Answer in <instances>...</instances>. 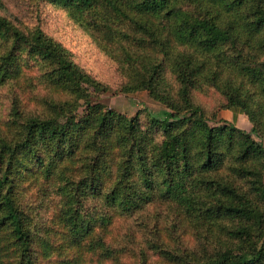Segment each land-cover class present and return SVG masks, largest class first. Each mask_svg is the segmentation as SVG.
I'll list each match as a JSON object with an SVG mask.
<instances>
[{"label":"trees","instance_id":"trees-1","mask_svg":"<svg viewBox=\"0 0 264 264\" xmlns=\"http://www.w3.org/2000/svg\"><path fill=\"white\" fill-rule=\"evenodd\" d=\"M32 2L67 11L121 92L165 110L107 108L63 44L0 15V264H264V0ZM152 208L166 223L139 240Z\"/></svg>","mask_w":264,"mask_h":264},{"label":"rangeland","instance_id":"rangeland-1","mask_svg":"<svg viewBox=\"0 0 264 264\" xmlns=\"http://www.w3.org/2000/svg\"><path fill=\"white\" fill-rule=\"evenodd\" d=\"M32 1L0 0V15L28 28L40 26L49 36L63 44L72 52L74 61L83 70L110 88L102 97V102L107 108L125 114L130 118L137 114L144 116L146 111L158 117L162 116L165 108L154 101L146 91L121 92L125 79L120 73L116 62L102 50L94 37L78 24L67 11L47 2L34 3ZM9 97L8 92H4V96L0 98V118L7 117L11 106ZM202 101L210 110L218 109L223 103L220 95L213 91L207 95V98H202ZM223 111L219 112L220 118H222ZM239 128L241 129V127ZM256 140L264 144V140L261 141L257 137ZM154 211L155 208H152L147 223L140 228V219H133L130 223L132 232L136 233L137 239L141 240V235L144 233L150 238L148 240L154 241L155 238L150 232L156 234L158 221L161 224L166 223L161 216H156L155 213L157 212ZM167 214L168 211L163 212L165 217ZM157 238L159 237L157 236Z\"/></svg>","mask_w":264,"mask_h":264},{"label":"crops","instance_id":"crops-1","mask_svg":"<svg viewBox=\"0 0 264 264\" xmlns=\"http://www.w3.org/2000/svg\"><path fill=\"white\" fill-rule=\"evenodd\" d=\"M222 118L227 122L234 124L238 128L241 127L242 130H245L247 132H250L252 130V124L245 114L233 112L230 110H224L222 112Z\"/></svg>","mask_w":264,"mask_h":264}]
</instances>
